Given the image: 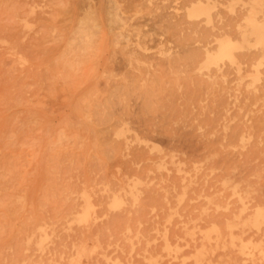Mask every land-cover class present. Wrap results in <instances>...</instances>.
Returning a JSON list of instances; mask_svg holds the SVG:
<instances>
[{
    "label": "rangeland",
    "instance_id": "374dc122",
    "mask_svg": "<svg viewBox=\"0 0 264 264\" xmlns=\"http://www.w3.org/2000/svg\"><path fill=\"white\" fill-rule=\"evenodd\" d=\"M197 1L0 0V264H264V44L206 63L255 0Z\"/></svg>",
    "mask_w": 264,
    "mask_h": 264
},
{
    "label": "bare ground",
    "instance_id": "6f19581e",
    "mask_svg": "<svg viewBox=\"0 0 264 264\" xmlns=\"http://www.w3.org/2000/svg\"><path fill=\"white\" fill-rule=\"evenodd\" d=\"M192 2H194L195 0H191ZM191 2V3H192ZM109 3V2H108ZM115 3V2H114ZM112 3L111 1V4H114ZM186 4V3H185ZM115 5V4H114ZM160 5V4H159ZM252 5V4H251ZM155 6V5H154ZM167 6V5H165ZM16 7V6H15ZM80 7H83V6H80ZM120 7V6H119ZM264 7V0H255L254 1V4L251 6V8L249 9L248 13L246 12V14L240 16L239 18L240 19H235L232 20V21H229L225 24V29H223L224 27H222L221 29L224 30V33L219 41V47L217 49V51L215 53H209L208 51V58L206 60V63L207 64H217L218 61L220 60H223V59H228L230 60V62L232 63H239L241 59H249L251 58V53L248 54L247 53H241V54H237L236 51L237 50H240V49H244V48H247L249 47L250 45H253V44H257V45H261V44H264V16H261L259 13L261 11V9ZM106 8V7H105ZM104 8V9H105ZM108 8V7H107ZM112 8V7H110ZM113 9V8H112ZM147 9V8H146ZM150 9V7H149ZM189 9V8H188ZM108 10V9H107ZM117 10V9H116ZM144 10V9H143ZM161 10V9H160ZM264 10V9H263ZM112 12L110 13L111 14V17H110V21L108 20L107 22H114V21H117L118 18V15L117 13H114L113 14V10H111ZM118 11V10H117ZM140 11H142L140 9ZM138 11V12H140ZM91 12H94L93 10ZM98 12V10H97ZM107 12V11H105ZM151 13V12H150ZM154 13V12H153ZM29 14V13H28ZM99 14V13H97ZM117 14V15H115ZM189 17H199L201 15H205L209 20L211 18V15H210V8L206 5H204L201 0L197 1V4L194 5L191 10L189 11ZM60 15V14H59ZM109 15V14H108ZM154 15V14H153ZM165 15V14H163ZM168 15V14H167ZM110 16V15H109ZM60 17V16H58ZM99 18V17H98ZM184 18V17H183ZM14 19V18H13ZM23 19V18H22ZM58 19V18H57ZM68 19V18H67ZM96 19V16L95 18ZM82 20V18H81ZM15 21V20H14ZM39 21V20H38ZM42 21V20H41ZM54 21V20H52ZM100 22V20H98ZM120 21V20H119ZM127 21V20H126ZM156 21V20H154ZM178 21V20H177ZM31 22V21H30ZM84 22V23H83ZM81 22V24L83 25L81 27V25L79 27H81V30L78 33L77 37H74L72 36V40L69 39V41H67V44L63 47H65L63 49L62 52H60L58 56V60H57V65L59 66V70H61V74H65L66 76L65 77H69V76H74L77 72H79L80 70L83 69V67L86 65L87 61H88V58H90L89 56L92 54L93 51H95V45L97 43V40L94 39L95 35L98 34V33H101L100 32V25L99 23L97 22V19L96 20H92L90 22L87 21H83ZM168 22V21H167ZM188 23V22H187ZM191 23V22H190ZM77 24V23H76ZM121 24V23H120ZM160 24V23H159ZM168 24V23H167ZM175 24V23H174ZM172 25L173 28H175V25ZM178 24V22H177ZM79 25V24H78ZM66 27L68 25H65ZM76 26V25H75ZM111 26V25H110ZM178 26V25H177ZM224 26V25H223ZM194 27V26H193ZM232 28V29H229V28ZM235 27V28H233ZM61 28V27H60ZM110 28V27H108ZM130 28V27H129ZM161 28V27H160ZM185 28V27H183ZM47 29V28H46ZM236 29V37H233L232 33H230L231 30H234ZM102 30V29H101ZM171 30V29H170ZM179 30V29H178ZM194 30V29H193ZM191 30V32L193 31ZM230 30V31H229ZM58 31V30H57ZM61 31V30H60ZM99 31V32H98ZM114 31V30H112ZM172 31V30H171ZM205 31V30H203ZM169 32V31H168ZM180 32V31H179ZM234 33H235V30H234ZM61 34V33H60ZM72 34V33H71ZM76 34H74L76 36ZM106 34V33H105ZM103 34V35H105ZM122 34V33H121ZM178 33H174V35H177ZM187 34V33H186ZM102 35V36H103ZM116 35V34H115ZM180 35V34H178ZM185 35V34H184ZM101 38H106V36L102 37ZM120 36V35H119ZM126 36V35H124ZM130 36V35H128ZM204 36V35H202ZM113 37V36H112ZM117 37V36H116ZM185 37V36H184ZM191 37V36H190ZM188 37V38H190ZM206 37V36H205ZM115 38V37H113ZM124 38V37H123ZM187 38V39H188ZM106 39H103V40H106ZM48 40V39H47ZM99 40V39H98ZM102 40V39H101ZM117 40V39H115ZM186 40V39H185ZM191 40V39H189ZM187 40V43L188 41ZM43 41V39H42ZM31 42V41H30ZM115 42V41H114ZM135 42V41H134ZM185 42V41H184ZM194 42V41H193ZM204 42V41H203ZM37 43V42H36ZM206 44V42H205ZM24 45V44H22ZM48 45V44H47ZM100 45V44H99ZM104 45V44H103ZM102 45V46H103ZM188 45V44H187ZM100 46V47H102ZM32 48V46H30ZM44 47V45H43ZM99 47V49H100ZM184 47V45H183ZM38 48V47H37ZM98 48V47H96ZM30 49V48H29ZM42 49V48H41ZM45 49H50V48H45ZM193 49V48H192ZM262 49V47H261ZM190 50V49H189ZM119 51V50H118ZM38 52V51H37ZM48 52V51H46ZM123 52V51H122ZM140 52V51H139ZM138 52V53H139ZM185 52V51H184ZM186 52H189V51H186ZM26 51H25V57H26ZM96 53V52H95ZM190 54H187L186 56L184 55V57H189L192 56L193 54V51L189 52ZM263 53H264V50H263ZM258 54V53H257ZM141 55V54H140ZM264 55V54H263ZM55 56V57H57ZM126 58L127 55H125ZM156 56V54H155ZM124 57V56H123ZM153 57V56H152ZM193 57V56H192ZM254 57V56H253ZM17 58V57H16ZM27 58V57H26ZM147 58V57H146ZM185 58H182L183 60H186ZM194 58V57H193ZM200 58H204V57H200ZM260 58V57H259ZM54 59V58H53ZM181 59V58H179ZM189 59V58H188ZM23 60V59H22ZM157 60V59H156ZM192 60V59H191ZM54 61V60H53ZM150 61V60H149ZM155 61V60H154ZM182 61V60H181ZM55 62V61H54ZM173 64H175L176 62L175 61H172ZM185 63V61H183ZM183 62H179V64L183 63ZM243 62V61H242ZM153 63V62H152ZM167 63V62H166ZM252 63V62H251ZM160 64V63H159ZM164 64V63H163ZM170 64V62L168 63ZM189 64V63H188ZM165 66H168V65H165ZM175 66H178V65H175ZM155 67V66H153ZM180 67V66H179ZM53 68V67H51ZM166 68V67H165ZM163 69V68H162ZM142 70V69H141ZM164 70V69H163ZM142 72V71H141ZM53 73V72H52ZM152 73V72H151ZM262 73V72H261ZM78 74V73H77ZM86 74V73H85ZM146 74V73H145ZM166 74V73H165ZM187 74V73H186ZM162 75V74H161ZM164 75V74H163ZM82 76V75H81ZM132 76V75H131ZM144 76V75H143ZM168 76H170L168 74ZM54 77V76H53ZM57 77V76H56ZM63 77V76H62ZM77 77H80L77 76ZM76 77V78H77ZM85 77V75H84ZM135 77V76H134ZM51 78V77H50ZM72 78V77H71ZM76 78H73V79H76ZM132 79V77H130ZM138 78V76H137ZM159 78V77H158ZM62 79V78H61ZM139 81V79H137ZM160 80V79H159ZM175 80V79H174ZM188 80V79H187ZM201 80V79H200ZM82 81V80H81ZM166 81V80H165ZM157 82V81H156ZM206 82V81H205ZM71 83V82H70ZM125 83V82H124ZM132 83V82H130ZM159 83V82H158ZM163 83V82H162ZM161 83V84H162ZM169 83V82H168ZM172 83V82H171ZM194 83V82H193ZM50 84H53V83H50ZM128 84V83H126ZM125 84V85H126ZM135 84V83H133ZM132 84V85H133ZM137 84V83H136ZM167 84V83H166ZM181 84V83H180ZM190 84V83H188ZM131 85V86H132ZM157 85V84H156ZM52 86V85H51ZM124 86V84H123ZM127 86V85H126ZM128 86H130L128 84ZM128 87V88H131ZM134 86H137V85H134ZM148 86H153V85H148ZM66 87V86H65ZM159 86H157L158 88ZM156 88V86L154 87ZM132 89V88H131ZM149 89V87H147V90ZM153 90V89H152ZM159 90V89H158ZM260 90V89H259ZM150 91V90H148ZM160 91V90H159ZM165 91V90H164ZM169 92V91H168ZM119 93V92H118ZM133 93V92H132ZM151 93V92H149ZM157 93V92H155ZM263 93V92H262ZM122 94V93H120ZM140 94V93H138ZM137 94V95H138ZM154 94V92H153ZM158 94V93H157ZM115 95V94H114ZM119 95V94H118ZM126 95V94H125ZM132 95V94H131ZM155 95V94H154ZM117 96V95H116ZM127 96V95H126ZM130 96V95H129ZM165 96V95H164ZM167 96V95H166ZM165 96V97H166ZM174 96V95H173ZM113 98H115V101L116 102H119L118 101V98L117 97H114L112 96ZM119 97L123 98L121 95H119ZM128 97V96H127ZM111 99V98H110ZM127 99V98H126ZM156 99V98H155ZM128 100V99H127ZM144 100H147L144 99ZM161 100V99H160ZM125 101V100H124ZM150 101V100H149ZM148 101V102H149ZM107 102V101H106ZM114 102V101H113ZM145 103H147V101H143ZM161 102V101H159ZM118 104V103H117ZM122 104V103H121ZM151 104V103H150ZM107 105V103L105 104ZM146 106L148 107V104H146ZM152 106V104H151ZM104 107H107V106H104ZM109 107H112V106H109ZM156 107V106H155ZM169 108V106H167ZM152 107H149L148 109L151 110ZM125 109V108H124ZM144 109V107L142 108ZM156 109V108H154ZM98 110V109H97ZM104 110V109H103ZM108 110V109H107ZM148 110V111H149ZM159 110V109H158ZM102 111V110H101ZM109 112L110 109L108 110ZM152 111V110H151ZM100 112V111H99ZM103 112V111H102ZM147 113V112H146ZM112 114V113H111ZM102 115V114H101ZM162 115V114H161ZM108 118V117H107ZM110 118V117H109ZM108 118V119H109ZM110 120V119H109ZM165 120V119H164ZM105 121V120H104ZM169 128H167L166 130H168ZM153 130V129H152ZM62 137V136H61ZM121 201L119 199H116L115 202H114V206H118L119 204L121 205ZM260 209H258L256 212L257 214L255 215L254 219L250 222L251 225H257L261 219L264 217V211H259ZM264 222V221H263ZM247 224V223H246ZM249 225V224H248ZM262 252L264 253V250H262Z\"/></svg>",
    "mask_w": 264,
    "mask_h": 264
}]
</instances>
